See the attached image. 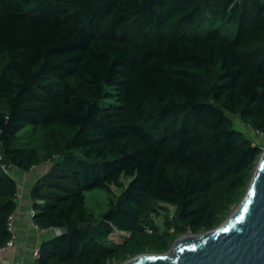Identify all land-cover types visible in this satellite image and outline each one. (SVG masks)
I'll return each mask as SVG.
<instances>
[{
	"label": "trees",
	"instance_id": "obj_1",
	"mask_svg": "<svg viewBox=\"0 0 264 264\" xmlns=\"http://www.w3.org/2000/svg\"><path fill=\"white\" fill-rule=\"evenodd\" d=\"M231 114L264 134V0H0V246L8 169L44 162L32 221L61 233L35 264H113L215 228L263 150Z\"/></svg>",
	"mask_w": 264,
	"mask_h": 264
},
{
	"label": "water",
	"instance_id": "obj_2",
	"mask_svg": "<svg viewBox=\"0 0 264 264\" xmlns=\"http://www.w3.org/2000/svg\"><path fill=\"white\" fill-rule=\"evenodd\" d=\"M90 221L72 224L67 233L85 231ZM179 236L171 251L138 254L121 264H264V149L236 208L215 228Z\"/></svg>",
	"mask_w": 264,
	"mask_h": 264
},
{
	"label": "crops",
	"instance_id": "obj_3",
	"mask_svg": "<svg viewBox=\"0 0 264 264\" xmlns=\"http://www.w3.org/2000/svg\"><path fill=\"white\" fill-rule=\"evenodd\" d=\"M49 167V162H44L32 167L28 171L10 167L8 174L17 182V208L14 212L11 233L13 246L0 253V261L13 264H35L34 252L39 245L53 237V229H39L34 226L30 209L32 200L30 188Z\"/></svg>",
	"mask_w": 264,
	"mask_h": 264
},
{
	"label": "rangeland",
	"instance_id": "obj_4",
	"mask_svg": "<svg viewBox=\"0 0 264 264\" xmlns=\"http://www.w3.org/2000/svg\"><path fill=\"white\" fill-rule=\"evenodd\" d=\"M222 27L225 29L227 28L228 30L231 31L230 34H233L235 32L236 25L234 23H232V24L231 23H225L224 25H222ZM230 117L233 119L234 126L236 128H238L239 130L244 132V134L247 137L251 138L254 142L258 143L264 149V134L256 133V131L249 128L239 117H237V115L231 114ZM254 170H255V168H254ZM253 173H254V171H253ZM127 181H128L127 178H125L123 176L121 177V182L127 183ZM110 187H111L110 194H112V195H117L121 191L120 189H118L114 185H111ZM108 196H109V192H107L106 190H103V189L95 188L92 190L85 191V197H86L85 201H86L87 208L90 211H92L94 214H100L106 208ZM169 208L171 209L170 206H169ZM235 208H236V206H233L232 211ZM229 214H228V216H229ZM154 220L159 227H161V228L163 227V213H161L158 216H154ZM188 233H191V232H186L184 234H188ZM201 233H203V232H201ZM201 233H196V234L192 233V234L193 235H199ZM179 236H181V235H178V236H175L172 238V240L170 242L169 249L167 251H171L173 249L174 243ZM148 253H152V252L146 251L144 254H148ZM131 258L132 257H129V258L124 259L123 261L115 262L113 264H121V263H124L125 261L130 260Z\"/></svg>",
	"mask_w": 264,
	"mask_h": 264
},
{
	"label": "built area",
	"instance_id": "obj_5",
	"mask_svg": "<svg viewBox=\"0 0 264 264\" xmlns=\"http://www.w3.org/2000/svg\"><path fill=\"white\" fill-rule=\"evenodd\" d=\"M256 133L260 134L258 131H256ZM29 213H30V216L32 217L33 210L30 209ZM12 220H13V216H10V217H9V226H10V229H11V226H12ZM33 224H34V223H33ZM34 226H36V225L34 224ZM36 227H37V226H36ZM50 229H53L54 234H60V233H61V229H60V228H50ZM12 246H13V241H12V239H10V240H8L3 246H0V253H1L3 250H5V249H7V248H9V247H12ZM34 257H35V258L37 257V251L34 252ZM0 264H13V263H11V262H2V261H0Z\"/></svg>",
	"mask_w": 264,
	"mask_h": 264
},
{
	"label": "bare ground",
	"instance_id": "obj_6",
	"mask_svg": "<svg viewBox=\"0 0 264 264\" xmlns=\"http://www.w3.org/2000/svg\"><path fill=\"white\" fill-rule=\"evenodd\" d=\"M184 236H194L192 233L185 234Z\"/></svg>",
	"mask_w": 264,
	"mask_h": 264
}]
</instances>
